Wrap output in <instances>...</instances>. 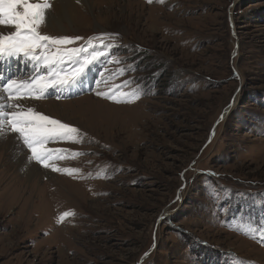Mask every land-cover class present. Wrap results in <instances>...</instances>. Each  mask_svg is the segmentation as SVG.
I'll list each match as a JSON object with an SVG mask.
<instances>
[{
    "label": "rangeland",
    "instance_id": "374dc122",
    "mask_svg": "<svg viewBox=\"0 0 264 264\" xmlns=\"http://www.w3.org/2000/svg\"><path fill=\"white\" fill-rule=\"evenodd\" d=\"M76 4L39 30L81 39L45 54L92 53L91 38L98 59L33 100L82 139L49 142L70 151L31 180L0 149V264H264V0ZM45 67L13 58L0 75L74 70Z\"/></svg>",
    "mask_w": 264,
    "mask_h": 264
},
{
    "label": "snow or ice",
    "instance_id": "6c2138e0",
    "mask_svg": "<svg viewBox=\"0 0 264 264\" xmlns=\"http://www.w3.org/2000/svg\"><path fill=\"white\" fill-rule=\"evenodd\" d=\"M152 0H149L151 3ZM163 2V0H158ZM49 0H0V26H11L13 31L0 32V58H16L33 63L39 68L41 62L49 68L55 67L56 63L63 64L65 61L72 62L73 69H68V74H64V69L59 72H49V76L36 75L30 81H17L11 77L0 75V141L7 139L11 134H16V147H23L27 150L26 157L29 163L36 162L39 165L49 168L54 167L49 163L54 154L60 153L57 159L65 158L63 153L70 150L51 149L46 147L49 142L72 140L78 142L82 139L80 130L59 120L52 119L49 116L34 111L32 108L24 110L16 103L19 99L38 98L37 93H42L46 88L64 87L76 84L82 81L86 76V69L98 59L95 47L89 41V47L93 48L92 53H88L83 47L78 49L56 48L57 57L47 55L50 51V45H66L80 37H50L42 35L41 25L45 22L46 14L51 9ZM108 35V34H103ZM100 44L105 48L113 45L105 44L100 39ZM39 50V52H38ZM129 69L134 70V66L128 65L118 70L115 75H123ZM155 75V74H154ZM133 81L126 80L123 86H129ZM118 90V89H117ZM142 89L139 87L122 93L118 98L115 91L97 92V95L106 96L117 102H126L134 98H139ZM7 101V103H5ZM86 135V134H83ZM82 155L83 153H73ZM55 171H61L60 168H54ZM72 172L78 169H65ZM72 213H64L65 216ZM63 219V217H61Z\"/></svg>",
    "mask_w": 264,
    "mask_h": 264
},
{
    "label": "bare ground",
    "instance_id": "6f19581e",
    "mask_svg": "<svg viewBox=\"0 0 264 264\" xmlns=\"http://www.w3.org/2000/svg\"><path fill=\"white\" fill-rule=\"evenodd\" d=\"M54 1V7L56 9V13H52L53 9H50L48 10L47 14H46V18H47V21L52 24V25H55V24H60L61 25V22H64V21H67V22H73L74 18H77L75 17L72 13L73 11H76V9H78V5L76 3H80V4H83L84 6H87L89 8H98L97 10L99 11L98 15H102L101 13L104 11L102 9V12H101V3L102 2H105L106 4L107 3H110L112 0H53ZM96 1V2H95ZM108 1V2H107ZM49 2L51 3L52 1L49 0ZM94 2H95V6H94ZM60 4V5H59ZM91 6V7H90ZM104 7V6H103ZM60 11V12H59ZM78 14V13H77ZM85 18H88L87 15L83 16L81 15V17L79 19H85ZM74 24V23H73ZM105 30V29H104ZM103 30V31H104ZM0 32H9V29H7L6 26H0ZM48 55V54H47ZM52 56V54H50ZM55 55H53L54 57ZM7 57H3V58H0V61H6V62H11V60L13 58H10L9 60L6 59ZM47 67V66H46ZM50 69V68H49ZM41 70V69H40ZM7 74V73H6ZM2 75V74H1ZM37 75V72L32 71V73L27 76V77H20V76H17L12 73V72H9L7 74V76H4V77H11L13 79H16L17 81H30L31 79H33L35 76ZM39 75H41L39 73ZM49 76V74H48ZM47 76V77H48ZM52 88V87H50ZM56 91H59V90H66L65 88H67V86H64V87H59L57 86L56 87ZM47 88L43 91V92H46ZM99 100V99H98ZM53 101V100H52ZM96 101V100H95ZM42 102V101H41ZM5 103H7V101H5ZM16 103H18L21 108H23L24 110H27L28 108H32L34 111L36 112H39V113H42L43 115H47V113L45 112V110L42 108L41 104L36 101V100H33V98H26V99H19L16 101ZM58 103V102H57ZM87 105V104H86ZM56 106V105H54ZM53 106V107H54ZM101 106V105H100ZM101 108V107H100ZM84 109V108H83ZM107 109V108H106ZM88 110V109H87ZM99 110V109H98ZM97 111V110H96ZM49 115H51L49 113ZM51 117V116H50ZM60 121V120H59ZM15 136L16 134H11L7 139L3 140V141H0V149L3 147V149H6V150H10V154L9 156L11 157V159L13 160V162L15 164H17L19 166V168L23 171V173L27 176L28 180H31V179H34L37 177H43V173H46L48 174L49 170H44L42 171V166L39 165L38 163L36 162H31L29 163L26 159L28 153L25 152L23 147H16V140H15ZM46 147H50V146H46ZM2 152V151H1ZM1 154H0V158H1ZM6 162V161H5ZM50 163V161H49ZM9 166V165H8ZM15 167V166H14ZM2 169V168H1ZM4 169V167H3ZM46 169V168H45ZM15 170V169H13ZM8 171V169H7ZM2 173V172H1ZM7 173V172H6ZM16 173V172H14ZM6 175V174H5ZM50 176V175H49ZM15 177V176H14ZM51 178V177H50ZM6 179V178H5ZM53 179V178H52ZM66 179V178H65ZM63 180V179H62ZM1 181V180H0ZM12 181V180H11ZM10 181V182H11ZM6 182V181H5ZM14 183V182H13ZM37 183V182H36ZM75 183V182H74ZM29 185V184H28ZM27 185V186H28ZM36 188V187H35ZM33 191V190H32ZM42 191V190H41ZM10 194V193H9ZM13 194L14 191H13ZM16 196V195H15ZM7 197V196H6ZM8 198V197H7ZM16 200V199H15ZM48 211V210H47Z\"/></svg>",
    "mask_w": 264,
    "mask_h": 264
},
{
    "label": "water",
    "instance_id": "95a60500",
    "mask_svg": "<svg viewBox=\"0 0 264 264\" xmlns=\"http://www.w3.org/2000/svg\"><path fill=\"white\" fill-rule=\"evenodd\" d=\"M233 104H234V98L232 99V102L231 104L228 106L227 110L224 111V113L221 115V117L219 118L218 122L221 121L225 116H226V113L229 112L231 110V108L233 107Z\"/></svg>",
    "mask_w": 264,
    "mask_h": 264
}]
</instances>
